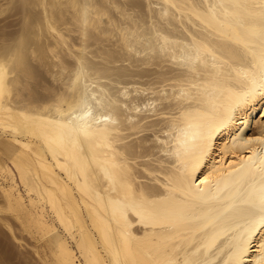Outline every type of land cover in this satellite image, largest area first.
Listing matches in <instances>:
<instances>
[{"label": "bare ground", "instance_id": "obj_1", "mask_svg": "<svg viewBox=\"0 0 264 264\" xmlns=\"http://www.w3.org/2000/svg\"><path fill=\"white\" fill-rule=\"evenodd\" d=\"M262 58L264 0H0V264H256Z\"/></svg>", "mask_w": 264, "mask_h": 264}, {"label": "snow or ice", "instance_id": "obj_2", "mask_svg": "<svg viewBox=\"0 0 264 264\" xmlns=\"http://www.w3.org/2000/svg\"><path fill=\"white\" fill-rule=\"evenodd\" d=\"M261 66H262V68H264V58H262V60H261ZM258 139H260V138H258ZM262 142H264V140H262ZM206 180H207V178H205V181H202V183L206 182ZM260 222L264 223V215H262L260 217ZM256 264H264V257L258 258L256 261Z\"/></svg>", "mask_w": 264, "mask_h": 264}]
</instances>
